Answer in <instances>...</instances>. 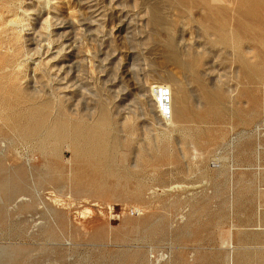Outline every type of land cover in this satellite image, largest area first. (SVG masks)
<instances>
[{"label": "rangeland", "instance_id": "374dc122", "mask_svg": "<svg viewBox=\"0 0 264 264\" xmlns=\"http://www.w3.org/2000/svg\"><path fill=\"white\" fill-rule=\"evenodd\" d=\"M0 89V264H264V0H0Z\"/></svg>", "mask_w": 264, "mask_h": 264}, {"label": "bare ground", "instance_id": "6f19581e", "mask_svg": "<svg viewBox=\"0 0 264 264\" xmlns=\"http://www.w3.org/2000/svg\"><path fill=\"white\" fill-rule=\"evenodd\" d=\"M250 1H251V0H250ZM246 6H247V5H246ZM153 11H154V10H153ZM18 27H19V25H18ZM22 28H23V27H22ZM6 53H7V52H6ZM17 56H18V55H17ZM15 57H16V56H15ZM20 66H22V65H20ZM12 69L14 70L13 66H12ZM12 69H11V70H12ZM23 69H24V68H23ZM23 69H22V70H23ZM4 70H5V69H4ZM7 71H8V70H7ZM7 71H6V72H7ZM15 71H16V70H15ZM15 73H16V72H15ZM17 73H18V72H17ZM5 74H6V73H5ZM10 75H11V74H10ZM12 75H13V74H12ZM21 76H22V75H21ZM19 77H20V76H19ZM22 77H23V76H22ZM10 78H13V77H10ZM4 79H5V78H4ZM32 79H33V78H32ZM1 80H2V79H1ZM11 80H12V79H11ZM16 80H17V78H16ZM33 80H34V79H33ZM33 80H32V81H33ZM6 81H7V80H6ZM9 83H10V82H9ZM7 84H8V83H7ZM5 85H6V84H5ZM32 85H33V84H32ZM34 86H35V85H34ZM2 88H3V87H2ZM6 88H7V87H6ZM13 88H14V87H13ZM22 89H23V88H22ZM30 89H31V88H30ZM36 89H37V88H36ZM0 90H1V89H0ZM2 90H3V89H2ZM17 90H18V88H17ZM14 91H16V89H14ZM20 91H21V87H20ZM6 92H7V91H6ZM31 92H32V91H31ZM42 92H43V91H42ZM15 93H16V92H15ZM15 93H14V94H15ZM18 93H20V92H18ZM21 93H22V92H21ZM8 94H9V93H8ZM51 94H53V92H52ZM15 95H17V93H16ZM22 95H24V94H22ZM33 95H34V94H33ZM5 96H6V95H5ZM18 96H19V98H20L21 95L19 94ZM18 96H16V98H17ZM58 96H59V95H58ZM12 97H13V95H12ZM22 97H23V96H22ZM54 97H55V96H54ZM24 98H25V97H24ZM27 98H28V97H27ZM12 99H13V98H12ZM14 99H15V98H14ZM14 99H13V100H14ZM36 99H37V98H36ZM42 99L45 100L44 98H42ZM16 100H18V99H16ZM20 100L22 101L23 99H20ZM43 100H42V101H43ZM51 100H53V99H51ZM56 100H58V99H56ZM1 101H2V100H1ZM11 101H12V100H11ZM14 101H15V100H14ZM54 101H55V100H54ZM9 102H10V101H9ZM15 102H16V101H15ZM24 102H26V101H24ZM36 102H37V101H36ZM36 102H33V103H36ZM26 103H27V102H26ZM31 103H32V102H31ZM37 103H38V102H37ZM24 104H25V103H24ZM46 104H47V103H46ZM31 105H32V104H31ZM43 105H45V104H43ZM58 105H59V104H58ZM177 105H178V104H177ZM15 106H17V105L15 104ZM15 106H13V108H14ZM26 106H27V105H26ZM38 106H39V104H38ZM175 106H176V105H175ZM178 106H179V105H178ZM4 107H5V106H4ZM4 107H3V108H4ZM11 107H12V106H11ZM18 107H19V106H18ZM22 107H23V106H22ZM33 107H34V106H33ZM43 107H44V106H43ZM59 107H60V106H59ZM61 107H62V106H61ZM5 108H6V107H5ZM37 108H38V107H37ZM182 108H183V107H182ZM198 108H199V107H198ZM9 109H10V108H9ZM32 109H33V108H32ZM56 109H58V108H56ZM59 109H61V108H59ZM59 109H58V110H59ZM183 109H184V108H183ZM5 110H6V109H5ZM5 110H3V111H5ZM7 110H8V109H7ZM23 110H25V109H23ZM40 110H41V109H40ZM40 110H39V112L42 111V110H41V111H40ZM12 111H13V110H12ZM43 111H44V110H43ZM59 111H60V110H59ZM62 111H63V110H62ZM179 111H180V110H179ZM181 111H183V110L181 109ZM22 112H23V111H22ZM29 112H30V111H29ZM37 112H38V111H37ZM35 113H36V112H35ZM54 113H55V112H54ZM58 113H59V112H58ZM4 114H5V113H4ZM23 114H24V113H23ZM48 114H49V113H48ZM52 115H53V114H52ZM57 115H58V114H57ZM0 116H1V115H0ZM33 116H35V115H33ZM39 116H41V115H39ZM55 116H56V115H55ZM8 117H9V116H8ZM59 117L61 118V116H59ZM5 118H6V117H5ZM34 118H35V117H34ZM36 118H37V117H36ZM42 118H43V117H42ZM55 118H56V117H55ZM63 118H64V117H63ZM102 118H103V117H102ZM24 119H25V118H24ZM40 119H41V118H40ZM52 119H53V118H52ZM56 119H57V118H56ZM73 120H74V119H73ZM6 121H7V120H6ZM27 121H28V120H27ZM31 121H32V119H31ZM37 121H38V120H37ZM37 121H36V124H37ZM46 121H47V120H46ZM46 121H45V122H46ZM49 121H51V120H49ZM59 121H60V119H59ZM69 121H70V120H69ZM81 121H82V120H81ZM97 121L99 122V125H100V121H99V119H97ZM103 121L105 122V120H103ZM3 122H4V121H3ZM34 122H35V120H34ZM45 122H43V123H45ZM60 122H61V121H60ZM11 123H12V121H11ZM23 123H24V122H23ZM30 123H31V122H30ZM43 123H42V124H43ZM49 123H50V122H49ZM56 123H57V122H56ZM68 123H69V122H68ZM75 123H76V122H75ZM83 123H84V122H83ZM34 124H35V123H34ZM16 125H17V124H16ZM27 125H28V123H27ZM32 125H33V124H32ZM51 125H52V124H51ZM54 125H55V124H54ZM57 125H58V124H57ZM70 125H71V124H70ZM72 125H73V124H72ZM89 125H90V124H89ZM89 125H88V126H89ZM35 126H36V125H35ZM37 126H38V124H37ZM40 126H41V125H40ZM45 126L48 127L47 125H45ZM60 126H61V124H60ZM83 126H84V125H83ZM88 126H87V127H88ZM92 126H94V125L92 124ZM95 126H97V125H95ZM100 126H101V125H100ZM102 126H103V125H102ZM105 126H106V125H105ZM21 127H22V126H21ZM23 127H24V125H23ZM33 127H34V126H33ZM33 127H32V128H33ZM38 127H39V126H38ZM38 127H37V128H38ZM49 127H50V126H49ZM58 127H59V126H58ZM69 127H70V126H69ZM72 127H74V126H72ZM103 127H104V126H103ZM9 128H11V127H9ZM42 128H43V127H42ZM52 128H54V127H52ZM52 128H51V129H52ZM43 129H44V128H43ZM43 129H42V130H43ZM78 129L80 130V128H78ZM102 129H103V128H102ZM102 129H101V130H102ZM10 130L12 131V129H10ZM38 130H39V129H38ZM61 130H63V128H62ZM68 130H69V128H68ZM68 130L66 129L65 131H68ZM85 130H87V129H85ZM101 130H99V131H101ZM103 130H104V129H103ZM26 131H27V130H26ZM34 131H35V129H34ZM52 131H53V130H52ZM55 131H56V130H55ZM58 131H60V130H58ZM65 131H64V132H65ZM14 132H15V131H14ZM24 132H25V131H24ZM27 132H28V131H27ZM48 132H49V131H48ZM79 132H80V131H79ZM81 132H82V131H81ZM83 132H84V130H83ZM85 132H86V131H85ZM87 132H88V131H87ZM30 133H32V132H30ZM50 133H51V132H50ZM92 133H93V132H92ZM100 133H101V132H100ZM102 133H104V131H102ZM102 133H101V134H102ZM20 134H21V133H20ZM41 134H42V133H41ZM71 134H72V133H71ZM80 134H81V133H80ZM97 134H98V133H96V135H97ZM104 134H105V133H104ZM104 134H103V135H104ZM23 135H24V134H23ZM59 135H60V133H59ZM65 135H66V134H65ZM73 135H75V134H73ZM78 135H79V134H78ZM83 135H84V134H83ZM89 135H91V134H89ZM93 135H95V134H93ZM16 136H17V135H16ZM18 136H19V135H18ZM21 136H22V134H21ZM26 136H27V135H26ZM29 136H31V135H29ZM34 136H35V135H34ZM57 136H58V135H57ZM67 136H68V135H67ZM67 136L65 137V139H67ZM97 136H98V135H97ZM97 136H95V137H97ZM99 136H102V135H99ZM106 136H107V135H106ZM48 137H49V136H48ZM52 137H53V136H52ZM62 137H63V136H62ZM62 137H61V138H62ZM73 137H74V136H73ZM82 137H83V136H82ZM88 137H89V136H88ZM36 138H37V136H36ZM57 138H58V137H57ZM61 138H60V139H61ZM84 138H85V137H84ZM84 138H83V139H84ZM91 138H92V137H91ZM93 138H94V137H93ZM93 138H92V139H93ZM98 138H99V137H98ZM105 138H106V137H105ZM30 139H31V138H30ZM38 139H39V138H38ZM78 139H79V138H78ZM89 139H90V138H89ZM92 139H90V140H92ZM100 139H101V138H99L98 140H100ZM10 140H11V139H10ZM61 140H62V139H61ZM31 141H34V140H31ZM59 141H60V140H59ZM79 141H80V140H79ZM79 141H78V142H79ZM81 141H82V140H81ZM102 141H105V140L103 139ZM106 141H107V139H106ZM0 142H1V141H0ZM26 142H27V141H26ZM29 142H30V141H29ZM108 142H109V141H108ZM20 143H21V142H20ZM33 143H34V142H33ZM33 143H31V144H33ZM81 143H82V142H81ZM81 143H80V145H81ZM91 143H92V142H91ZM94 143H95V142H94ZM99 143H100V142H99ZM109 143H110V142H109ZM28 144H29V143H28ZM83 144H84V143H83ZM86 144H87V143H86ZM97 144H98V142H97ZM103 144H104V143H103ZM103 144H101V145H103ZM105 144H106V142H105ZM22 145H23V144H22ZM74 145H75V144H74ZM3 146H5V145H3ZM7 146H9V145H7ZM11 146H12V145H11ZM15 146H16V145H15ZM17 146H18V145H17ZM90 146H93V145H90ZM96 146H97V145H96ZM96 146H95V147H96ZM107 146H108V145H107ZM114 146H115V145H114ZM0 147H1V146H0ZM64 147H65V146H64ZM76 147H77V145H76ZM76 147H75V148H76ZM101 147H102V146H101ZM105 147H106V146H105ZM1 148H2V147H1ZM5 148H6V147H4L3 150H5ZM8 148H9V147H8ZM13 148H16V147L13 146ZM33 148H34V146H33ZM67 148H68V147H67ZM70 148H71V147H70ZM78 148H79V145H78ZM81 148H82V147L80 146V149H81ZM30 149H31V148H30ZM96 149H97V148H96ZM103 149H105V148H103ZM106 149H107V148H106ZM106 149H105V150H106ZM26 150H27V149H26ZM75 150H76V149H75ZM82 150H85V151H86V149H82ZM17 151H18V150H17ZM31 151H32V150H31ZM71 151H72V150H71ZM80 151H81V150H80ZM80 151H79V152H80ZM25 152H26V151H25ZM63 152H64V151H63ZM108 152H109V151H108ZM9 153H10V152H9ZM31 153H32V152H31ZM31 153H30V154H31ZM48 153H49V152H48ZM72 153H74V152H72ZM104 153H105V152H104ZM2 154H3V153H2ZM14 154H15V152H14ZM25 154H26V153H25ZM32 154H33V153H32ZM74 154H75V153H74ZM74 154H73V155H74ZM78 154H79V153H78ZM78 154H77V155L75 154V155L78 156ZM96 154H97V153H96ZM100 154H101V153H100ZM105 154H106V153H105ZM23 156H25V155H23ZM33 156H34V155H33ZM54 157H55V156H54ZM1 158H2V157H1ZM56 158H57V157H56ZM61 158H62V157H61ZM74 158H75V156H74ZM28 159H29V158H28ZM34 159H35V158H34ZM57 159H58V158H57ZM102 159H103V158H102ZM29 160H30V159H29ZM61 160H62V159H61ZM63 160H64V159H63ZM72 160H73V159H72ZM103 160H105V158H104ZM32 161H33V159H32ZM68 163H70V162H68ZM28 165H29V164H28ZM34 169H35V168H34ZM40 171H41V169H40ZM35 172H36V171H35ZM52 172H53V170H52ZM33 173H34V172H33ZM30 175H31V172H30ZM38 175H39V174H38ZM39 176H40V175H39ZM7 178H9V177H7ZM11 178H12V177H11ZM28 178H30V177H28ZM37 178H38V177H37ZM32 179H33V178H32ZM39 179H40V178H39ZM39 179H38V180H39ZM47 179H48V177H47ZM52 179H53V178H52ZM28 180H29V179H28ZM34 180H35V179H34ZM49 180L51 181V179H49ZM2 181H4V180H2ZM10 181H11V179H10ZM40 181H41V180H40ZM11 182L13 183V180H12ZM11 182H10V183H11ZM34 183H35V182H34ZM40 183H41V182H40ZM1 184H2V183H1ZM16 184H17V183H16ZM26 184H27V183H26ZM31 184H32V183H31ZM50 184H52V183H50ZM6 185L8 186L9 184L6 183ZM13 185H14V183H13ZM11 186H12V185H11ZM29 186H30V185H29ZM13 187H14V186H13ZM17 187H18V186H17ZM35 187H36V186H35ZM44 187H45V186H44ZM0 189H1V188H0ZM8 189H9V188H8ZM12 189H13V188H12ZM15 189H17V188H15ZM4 190H5V189H4ZM13 190H14V189H13ZM29 190H30V189H29ZM6 191H7V190H6ZM24 191H25V190H24ZM0 192H3V191H0ZM8 192H9V191H8ZM17 192H18V191H17ZM5 193H6V192H5ZM8 194H9V193H8ZM8 194H6V195H8ZM2 195H3V194H2ZM9 196H11V194H10ZM15 196H16V195H15ZM16 198H17V197H16ZM3 199H5V198H3ZM15 200H16V199H15ZM9 201H10V200H8L7 202H9ZM0 204H1V203H0ZM0 208H1V207H0ZM4 208H5V206H4ZM1 211H2V210H1ZM3 211H4V210H3ZM231 238H232V236H231ZM231 242H232V241H231ZM221 244H223V243H221ZM228 244H229V243H228ZM231 244H232V243H231ZM228 246H229V245H228ZM231 246H232V245H231ZM229 250H230V248H229ZM229 250H228V252H229ZM233 251H234V250H233ZM234 253H235V252H234ZM229 254H230V253H229ZM231 255H232V254H231ZM229 258H230V256H229ZM227 259H228V258H227ZM227 262H228V261H227ZM230 262H231V261H229L228 264H230Z\"/></svg>", "mask_w": 264, "mask_h": 264}]
</instances>
